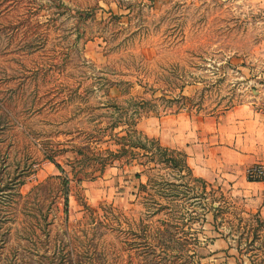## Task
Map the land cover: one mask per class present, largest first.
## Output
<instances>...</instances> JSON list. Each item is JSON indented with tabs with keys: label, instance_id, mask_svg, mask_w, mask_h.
<instances>
[{
	"label": "rangeland",
	"instance_id": "374dc122",
	"mask_svg": "<svg viewBox=\"0 0 264 264\" xmlns=\"http://www.w3.org/2000/svg\"><path fill=\"white\" fill-rule=\"evenodd\" d=\"M246 106L264 0H0V264H264L244 192L168 145Z\"/></svg>",
	"mask_w": 264,
	"mask_h": 264
},
{
	"label": "crops",
	"instance_id": "0c3cea01",
	"mask_svg": "<svg viewBox=\"0 0 264 264\" xmlns=\"http://www.w3.org/2000/svg\"><path fill=\"white\" fill-rule=\"evenodd\" d=\"M182 121L166 120V124L174 132L171 125L177 128L180 122L184 125ZM190 137L193 140L183 141L182 146L168 145L184 149L191 175L227 191L244 192L243 202L264 222V182H248L245 177L253 165H264V114L252 107H239L212 125L200 126Z\"/></svg>",
	"mask_w": 264,
	"mask_h": 264
},
{
	"label": "trees",
	"instance_id": "16d2710c",
	"mask_svg": "<svg viewBox=\"0 0 264 264\" xmlns=\"http://www.w3.org/2000/svg\"><path fill=\"white\" fill-rule=\"evenodd\" d=\"M135 133H136V132H135ZM137 134H138V137H139L140 134H139V133H137ZM142 138H143V137H142ZM143 139H144L143 141H144L146 144H148L149 146H151V148L154 149V153H152V156L150 155V156H148L149 158H147L149 161H152V160L154 161V159H155L156 155L158 154V152L160 153V156H163V157H166L167 154H168V152L171 153L172 155H173V154H177V153H175L174 151H168V149L162 148V147L159 145V143H157V142L154 141V140H148V139L145 138V137H144ZM142 147H143V146H142ZM132 148H134V147H132ZM142 149H143V148H142ZM105 153H106L107 156H108V159H107V160H108V161L111 160V162H113V161H115V160L117 161V160H119L120 158H122V156H124L125 154H127L128 151H126L125 148H122V150H120L119 152H117L118 154H115V153L110 152V151H106ZM137 155H138V154H137ZM172 155H170L168 161L171 162L172 164H174V162H173L174 160H173ZM171 158H172V159H171ZM48 160L50 161V163H52V164L56 167L57 170L60 171L59 166H58L55 162H53V160H52L51 158H48ZM105 165H107L106 162L103 164V167H105ZM174 167H177V166L175 165ZM179 171H181V172H186V175L191 176V173H190L188 167L186 166L185 162H183V167L179 168ZM136 177H138V175H137ZM191 178H192V177H191ZM193 181L200 182L201 187H202L203 189H204V187H206L205 182H203V181H201V180H193ZM150 183H152V181H151V180H148V181H147V184H150ZM62 184L65 186V187H64V207L66 208V206H67V192H68L67 185H68V181H63ZM202 193H205L204 190H202ZM210 208H211V210H213V211L218 210V207H217V208H214V207H213V204H212V206H211ZM256 216H259V215L257 214ZM259 226L264 228V222H263L262 220L260 221ZM263 260H264V259H263ZM261 263H262V262H261ZM251 264H252V263H251Z\"/></svg>",
	"mask_w": 264,
	"mask_h": 264
},
{
	"label": "built area",
	"instance_id": "2783aa9c",
	"mask_svg": "<svg viewBox=\"0 0 264 264\" xmlns=\"http://www.w3.org/2000/svg\"><path fill=\"white\" fill-rule=\"evenodd\" d=\"M245 177L248 182H264V165H253L246 171Z\"/></svg>",
	"mask_w": 264,
	"mask_h": 264
}]
</instances>
